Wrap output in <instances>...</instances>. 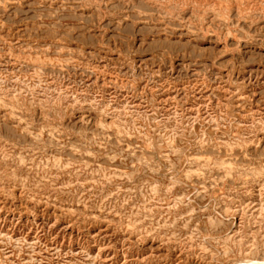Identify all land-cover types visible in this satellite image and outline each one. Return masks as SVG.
Segmentation results:
<instances>
[{
    "label": "rangeland",
    "instance_id": "obj_1",
    "mask_svg": "<svg viewBox=\"0 0 264 264\" xmlns=\"http://www.w3.org/2000/svg\"><path fill=\"white\" fill-rule=\"evenodd\" d=\"M0 264H264V0H0Z\"/></svg>",
    "mask_w": 264,
    "mask_h": 264
}]
</instances>
